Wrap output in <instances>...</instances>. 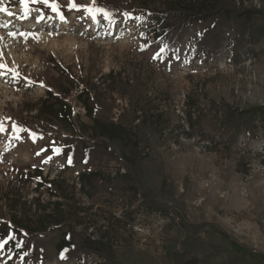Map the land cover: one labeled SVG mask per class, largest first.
Instances as JSON below:
<instances>
[{
  "label": "rangeland",
  "instance_id": "obj_1",
  "mask_svg": "<svg viewBox=\"0 0 264 264\" xmlns=\"http://www.w3.org/2000/svg\"><path fill=\"white\" fill-rule=\"evenodd\" d=\"M163 1L200 2L95 0L115 12L95 23L69 0H55L64 21L0 0L14 13L0 12V63L19 73L0 69V224L58 219L19 245L0 240V264H264V0H220L260 13L217 26L204 52L193 45L212 18L197 20L161 53L148 29ZM49 93L68 124L38 114ZM82 102L118 138L100 137ZM66 232L105 243L110 259L59 258Z\"/></svg>",
  "mask_w": 264,
  "mask_h": 264
},
{
  "label": "trees",
  "instance_id": "obj_2",
  "mask_svg": "<svg viewBox=\"0 0 264 264\" xmlns=\"http://www.w3.org/2000/svg\"><path fill=\"white\" fill-rule=\"evenodd\" d=\"M163 10L160 14H155L154 17H151L153 20L152 23L154 26L148 29L149 34L155 42H160L161 46L165 48V51H173L175 46V37L177 34L186 26L191 25L197 20L203 21L207 18H212V22L209 27L205 29L198 38L197 42L193 47L196 50H201L202 52L206 51L210 47H213L216 43L213 40V31L217 28V26L222 25L227 22L226 20L233 18L238 21V17L242 16L245 13H260V11L251 9H236L234 5L223 3L220 0H200L197 5L190 6L191 4L176 2V1H163ZM102 8L107 9L111 13H115L113 8L110 5L102 4ZM240 12V13H239ZM175 17L178 18L179 21L176 23H170L169 18ZM240 27V26H237ZM251 42H255L251 40ZM206 49V50H205ZM81 94V93H80ZM79 94V95H80ZM86 113L90 116L92 122L95 125L100 127L99 136L108 138H118L117 135L121 131V127L118 124L105 122L103 119L93 115V110L91 107L87 105L86 102H82ZM223 116L224 118H228V122L231 124H238L237 119L232 118V111L225 105H222ZM254 112V111H253ZM38 114L42 116H48L53 120L58 121L59 123H63L66 125L70 121L71 112L67 105L61 102L59 99L55 98L51 93L47 94L45 100L40 104ZM253 114V113H252ZM236 127L238 125H235ZM94 153L93 147L91 149H87L85 152L84 162L92 159V155ZM53 181H50L51 185ZM52 196L58 197L61 193L55 194ZM58 219L48 221L38 219L35 226H37L39 231H32L28 229L25 224H22L20 219L13 217V219L8 220V223L11 224L8 227V223L0 224V240H5L6 244L11 246L12 244L19 245L15 238L19 237L22 241L27 238L26 234H37L38 232L43 233L48 230L47 224L57 223ZM30 224V223H29ZM101 241H94L86 238L83 243L84 246H78L73 242V238L70 232H66L63 237L57 242L55 246L56 254L59 258L64 259L66 257H70L72 255H77L79 251L85 253L86 255L96 254L102 255L107 252V260L110 259V255L108 254V250L103 247L105 243L100 245ZM102 246V248L98 245Z\"/></svg>",
  "mask_w": 264,
  "mask_h": 264
},
{
  "label": "snow or ice",
  "instance_id": "obj_3",
  "mask_svg": "<svg viewBox=\"0 0 264 264\" xmlns=\"http://www.w3.org/2000/svg\"><path fill=\"white\" fill-rule=\"evenodd\" d=\"M21 6L24 9V13H23V18H28L30 16V5L31 4H44L45 6H47L48 8H50L52 10V12L56 13L57 16H59L61 21L65 20L64 15L60 12L59 10V5L55 2V0H20ZM75 9L76 11H81L83 10L84 12H86L88 14V16L91 18V20L95 23L100 22V19H106L108 20L109 23H112L113 17H114V13L109 12L107 9L102 8L98 5L95 4V0H93V4L91 6H78L74 0H69V10H73ZM0 12L7 14L8 16H13L14 13H12L11 11H9V9L7 7H0ZM125 17H127L129 14L128 13H124L123 14ZM40 20H43L44 17L43 15H41L39 17ZM3 27L7 28V25H3ZM17 32L19 33L20 36L25 37V39H27L30 35V33H25L22 31H8V35L10 37L15 38L17 36ZM33 38H35V36H33ZM165 51V49L161 48L160 52L163 53ZM2 55V54H0ZM0 69H7V65L0 63ZM8 71H13L12 69H7ZM13 76L14 78L19 76L18 72H14L13 71ZM13 128L15 129L16 126L13 125ZM5 129L0 126V131H4ZM55 153L59 154L61 152L60 148H55L53 150ZM69 163H71V159L69 158Z\"/></svg>",
  "mask_w": 264,
  "mask_h": 264
}]
</instances>
